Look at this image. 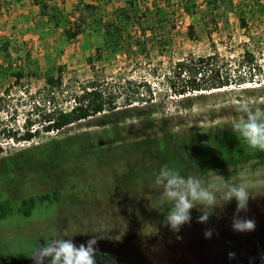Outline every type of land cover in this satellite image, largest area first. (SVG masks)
I'll return each instance as SVG.
<instances>
[{"label":"rangeland","instance_id":"374dc122","mask_svg":"<svg viewBox=\"0 0 264 264\" xmlns=\"http://www.w3.org/2000/svg\"><path fill=\"white\" fill-rule=\"evenodd\" d=\"M46 1L63 19L73 18L77 4H95V16L103 23L118 18L128 1L155 11L142 20L150 29L144 36L140 37V25L130 22L127 33L132 38L125 47L111 49L103 44L102 29L88 27L66 41L63 29L52 28L31 0H0V127L22 126L29 94L41 88L44 74L56 72L60 65L66 66V78L99 81L106 92L118 94L119 106L116 112L97 114L30 142L1 140L0 196L18 203L58 188L62 203L38 205L29 217L13 213L1 218L0 264L31 255L44 233L50 237L75 233L71 239L154 234L155 227L164 224L149 216L158 208L160 197L153 175L143 173L144 167L154 163L143 153L164 154L168 140L181 142L194 133L204 136L210 127L231 126L242 103L264 106V81L259 74L239 88L184 96L172 94L165 82V74L178 60L214 50L234 69L247 48L264 68V0H217L214 11L206 9L208 0ZM240 11L248 20L247 28L240 26ZM190 25L193 38L188 35ZM18 70L24 77L22 83L14 84L12 74ZM127 98L133 103L125 106ZM69 105L59 100L63 108ZM210 171L252 185L254 199L260 198L254 193L264 194V153ZM208 174L194 171L188 176ZM141 178L148 181L136 183ZM134 182L137 185L131 187ZM71 183L78 188L71 191Z\"/></svg>","mask_w":264,"mask_h":264},{"label":"trees","instance_id":"16d2710c","mask_svg":"<svg viewBox=\"0 0 264 264\" xmlns=\"http://www.w3.org/2000/svg\"><path fill=\"white\" fill-rule=\"evenodd\" d=\"M31 1L39 8V15L46 17V21L52 28L61 27L63 29V37L66 41L74 40L88 27H93L92 29L96 31L102 29L103 44L106 48L111 49L125 47L126 41L132 38L127 33V26L130 22L140 25V37L144 36L150 29L147 25H142V20L147 14L155 11V8H139L133 2L128 1L121 15L118 14V18L103 23L100 16L98 18L95 16L98 10V6L95 4H77L72 12L73 18L63 19L62 14L56 8L50 7L46 0ZM207 4L206 9L210 11L218 8L217 0H208ZM76 10L79 12L78 15L75 14ZM237 17L240 26L247 28L248 20L244 12H238ZM211 19L215 21L214 17ZM194 34V28L190 25L188 35L193 38ZM135 43L140 45L141 41L135 39ZM241 57L234 65V69H231L230 65L220 58L216 50L205 56H188L170 66L169 72L165 74L166 87L175 96H184L195 92L201 94L212 92L231 86L239 88L243 84L255 81L257 74L264 81V68L257 64L254 54L244 48ZM65 68V65H60L56 68V72H48L43 75L44 83L41 88L28 96V110L21 127L11 124L0 127V154L3 152L2 139L30 142L44 133L59 132L71 124L79 123L97 114L118 110V94L112 91L106 92L99 81L91 79L81 81L76 77L66 78ZM12 75L15 79L14 84L22 83L21 79H23L24 73L21 70L13 72ZM25 89L28 92V89ZM5 92H8V89ZM61 98L70 102L69 108L59 106ZM2 99L3 96H0V101ZM139 99L143 101V98ZM148 99L151 100V98ZM126 102L125 106L133 103L129 98L126 99ZM164 144H166L164 154H159L160 151L156 156H152L151 152L150 154L143 153V157L150 156L153 159L154 163L149 168H143V173L149 172L153 175L152 178L164 165L173 167L186 176L194 171L205 174L217 167L234 165L237 161L258 153L249 150L243 141L234 134L230 125L221 128L210 127L204 136L194 133L189 139L182 137L181 142L168 140ZM147 181V178H141L136 183H146ZM136 183H131V187L137 185ZM77 188L78 185L75 183L69 185L71 191ZM128 188L131 189L130 186ZM61 201L62 192L58 188L29 195L18 203H11L8 198L0 196V219L13 213L29 217L38 205H60ZM154 211L155 218L161 220L166 214L167 208L159 201L158 208Z\"/></svg>","mask_w":264,"mask_h":264},{"label":"flooded vegetation","instance_id":"af4514ba","mask_svg":"<svg viewBox=\"0 0 264 264\" xmlns=\"http://www.w3.org/2000/svg\"><path fill=\"white\" fill-rule=\"evenodd\" d=\"M254 195L260 198L250 196L247 212L236 214L233 200L222 210L218 208L207 223L197 222L201 212L192 209L190 223L179 232L157 225L154 234L140 238L130 234L122 239L95 237L96 264H264V194ZM153 212L149 216L156 220ZM234 214L254 220L255 229L243 233L233 231ZM209 228L214 229L213 235L205 239L203 233ZM49 238L50 235L44 233L43 238L36 241L38 247L44 246ZM91 238L76 236L72 241L80 245ZM20 257L22 260L12 259V264H33L30 255Z\"/></svg>","mask_w":264,"mask_h":264},{"label":"clouds","instance_id":"9594fccd","mask_svg":"<svg viewBox=\"0 0 264 264\" xmlns=\"http://www.w3.org/2000/svg\"><path fill=\"white\" fill-rule=\"evenodd\" d=\"M238 111L239 117L231 122L234 134L249 150L264 153V106L245 102L238 105ZM154 185L160 203L167 208L162 223L173 232H179L181 227L190 223L192 209L201 212L197 218L199 223H207L218 208L222 210L224 205L233 200L236 214L247 212L248 201L254 191V187L248 183L230 181L213 171L203 176H186L168 165L159 168ZM236 214L231 222L233 231L243 233L255 229L254 220ZM213 231L211 228L206 229L204 238L210 239ZM73 234L50 237L44 246H39L30 255L33 264H96V238L76 245L71 239Z\"/></svg>","mask_w":264,"mask_h":264},{"label":"bare ground","instance_id":"6f19581e","mask_svg":"<svg viewBox=\"0 0 264 264\" xmlns=\"http://www.w3.org/2000/svg\"><path fill=\"white\" fill-rule=\"evenodd\" d=\"M214 91V90H213Z\"/></svg>","mask_w":264,"mask_h":264}]
</instances>
